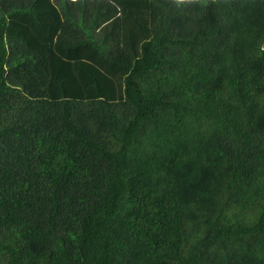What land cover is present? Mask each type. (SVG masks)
<instances>
[{
  "label": "trees",
  "instance_id": "1",
  "mask_svg": "<svg viewBox=\"0 0 264 264\" xmlns=\"http://www.w3.org/2000/svg\"><path fill=\"white\" fill-rule=\"evenodd\" d=\"M0 264H264V0H0Z\"/></svg>",
  "mask_w": 264,
  "mask_h": 264
}]
</instances>
